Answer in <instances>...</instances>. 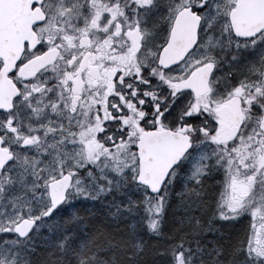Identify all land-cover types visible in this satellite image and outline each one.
I'll return each instance as SVG.
<instances>
[{
	"label": "snow or ice",
	"instance_id": "obj_1",
	"mask_svg": "<svg viewBox=\"0 0 264 264\" xmlns=\"http://www.w3.org/2000/svg\"><path fill=\"white\" fill-rule=\"evenodd\" d=\"M0 264H264V0H0Z\"/></svg>",
	"mask_w": 264,
	"mask_h": 264
},
{
	"label": "flooded vegetation",
	"instance_id": "obj_2",
	"mask_svg": "<svg viewBox=\"0 0 264 264\" xmlns=\"http://www.w3.org/2000/svg\"><path fill=\"white\" fill-rule=\"evenodd\" d=\"M222 178V174L219 176H213L211 179L206 180L205 183L209 186L210 191H219L218 188L212 187L214 184H216L220 179ZM182 211V209H180ZM179 211V213H180ZM179 215V214H178ZM250 223V220L248 217H245L244 220L240 221L238 224L233 225H224V230L227 231L229 228H231L234 232L235 231H241L245 226H247ZM212 234L209 233L206 238H211Z\"/></svg>",
	"mask_w": 264,
	"mask_h": 264
},
{
	"label": "rangeland",
	"instance_id": "obj_3",
	"mask_svg": "<svg viewBox=\"0 0 264 264\" xmlns=\"http://www.w3.org/2000/svg\"><path fill=\"white\" fill-rule=\"evenodd\" d=\"M91 207V206H90ZM94 211L95 210H101V211H103V209H101V202L100 201H97V203H96V205H95V207H94V209H93ZM179 211L180 210H178V206H177V204H176V201L174 200V201H172V204L169 206V209H168V216H169V218L172 216V215H177L178 216V214H180L179 213Z\"/></svg>",
	"mask_w": 264,
	"mask_h": 264
},
{
	"label": "trees",
	"instance_id": "obj_4",
	"mask_svg": "<svg viewBox=\"0 0 264 264\" xmlns=\"http://www.w3.org/2000/svg\"><path fill=\"white\" fill-rule=\"evenodd\" d=\"M144 258L147 259V260H151L152 259V257L150 255L145 256Z\"/></svg>",
	"mask_w": 264,
	"mask_h": 264
}]
</instances>
